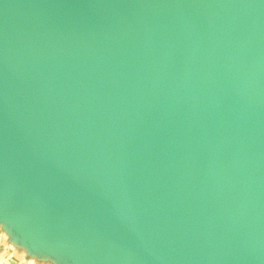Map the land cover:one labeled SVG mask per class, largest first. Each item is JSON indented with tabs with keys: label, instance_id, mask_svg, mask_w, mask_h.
<instances>
[{
	"label": "water",
	"instance_id": "obj_1",
	"mask_svg": "<svg viewBox=\"0 0 264 264\" xmlns=\"http://www.w3.org/2000/svg\"><path fill=\"white\" fill-rule=\"evenodd\" d=\"M0 223L56 264H264V0H0Z\"/></svg>",
	"mask_w": 264,
	"mask_h": 264
},
{
	"label": "rangeland",
	"instance_id": "obj_2",
	"mask_svg": "<svg viewBox=\"0 0 264 264\" xmlns=\"http://www.w3.org/2000/svg\"><path fill=\"white\" fill-rule=\"evenodd\" d=\"M25 250L23 246L11 239L8 232L5 231L4 225L0 223V258L5 259L9 257L4 261V264L8 260L13 261V259H15V262H13L17 264H56L52 259L47 257L39 258L41 260L36 263L35 259L27 256V251L25 252Z\"/></svg>",
	"mask_w": 264,
	"mask_h": 264
},
{
	"label": "crops",
	"instance_id": "obj_3",
	"mask_svg": "<svg viewBox=\"0 0 264 264\" xmlns=\"http://www.w3.org/2000/svg\"><path fill=\"white\" fill-rule=\"evenodd\" d=\"M27 255L29 256V258H33V259H35L34 261L37 263V261H40L41 259H39V258H42V257H40V256H32V255H29L28 253H27ZM47 258H49V257H47ZM51 259V258H50ZM13 261L15 262V259H13ZM52 261L54 262V260L52 259ZM55 263V262H54Z\"/></svg>",
	"mask_w": 264,
	"mask_h": 264
},
{
	"label": "bare ground",
	"instance_id": "obj_4",
	"mask_svg": "<svg viewBox=\"0 0 264 264\" xmlns=\"http://www.w3.org/2000/svg\"><path fill=\"white\" fill-rule=\"evenodd\" d=\"M24 251V250H23ZM25 252H26V250H25ZM23 253V252H22ZM28 256V255H27ZM9 258V257H8ZM8 258H0V264H4V261L5 260H7ZM6 264H17V263H14L13 261H10V260H8L7 262H6Z\"/></svg>",
	"mask_w": 264,
	"mask_h": 264
}]
</instances>
